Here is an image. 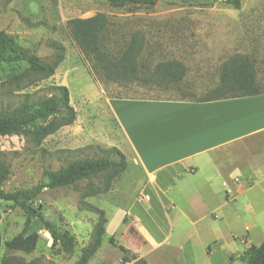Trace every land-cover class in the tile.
<instances>
[{
  "label": "rangeland",
  "instance_id": "obj_1",
  "mask_svg": "<svg viewBox=\"0 0 264 264\" xmlns=\"http://www.w3.org/2000/svg\"><path fill=\"white\" fill-rule=\"evenodd\" d=\"M240 2V8L230 0H158L154 5L115 8L102 0H0V30L45 61L54 59L53 41L65 48L55 73L36 82L13 81L15 74L26 70L25 63L2 64L0 107L15 106L27 93L42 97L50 94L52 85H66L77 113L74 123L49 134L40 144L25 135L0 136V158L11 167L4 189H29L46 181L45 169L57 170L77 158L97 157L101 155L98 147L117 145L121 134L106 102L109 97L198 101L218 95L213 91L222 84V66L236 54L249 57L257 83L264 89V0ZM94 12L109 17L101 46L111 57H120L132 37H140L139 80L114 81L99 75L95 79L91 74V63L73 41L67 24L72 18L91 17ZM169 61L185 65L183 78L178 82L153 81L157 79L153 75L157 65ZM255 147L248 145V149ZM127 161L128 168L112 180L107 192L90 194L92 187L102 186L106 179L105 174H99L79 181L76 187H46L36 197L34 204L42 207L46 218L75 235L72 253L64 252L59 244L52 246L51 234L43 228L37 230L40 238L32 253L9 250L6 241L22 231L26 216L13 202L0 199V263L4 255H17L39 259L41 264H73L92 240L99 218L87 203L103 208L108 218L102 245L88 264H137L141 259L148 264H210L208 256L216 250L223 252L227 264L230 256L234 257L233 264H247L245 250L252 242L264 240L263 158L240 155L230 163L240 174L251 167L258 177L250 190L254 174L235 177L240 190L228 193L230 203L223 191L233 192L235 188L225 187L222 181L207 185L198 175L180 192L171 193L178 207L164 210L171 218L173 234L157 244L129 214L130 199L138 190L139 196L143 195L136 182L137 177H143L130 169L129 157ZM144 223L156 234L150 222ZM120 245L129 250V263L122 262Z\"/></svg>",
  "mask_w": 264,
  "mask_h": 264
},
{
  "label": "trees",
  "instance_id": "obj_2",
  "mask_svg": "<svg viewBox=\"0 0 264 264\" xmlns=\"http://www.w3.org/2000/svg\"><path fill=\"white\" fill-rule=\"evenodd\" d=\"M115 8L139 7L142 5H154L158 0H107ZM236 7H241L240 0H230ZM109 17L102 12L94 16L81 18L75 17L68 21V30L81 53L91 63L90 72L98 79L106 78L114 81L139 80L138 57L142 49V41L135 35L126 46L120 57H111L102 49L101 40L106 27L109 26ZM56 50L54 59L43 60L29 48L22 46L18 40L5 30H0V66L4 63H25L27 68L13 76V81L30 80L36 82L46 79L55 73V70L63 60L64 46L53 41L51 43ZM186 72L182 62H161L155 69L153 81L169 80L178 82ZM149 80H147L148 82ZM221 86L212 95L199 101L242 97L257 95L264 92L256 79V71L253 62L248 56L236 54L226 60L221 71ZM49 95L33 97L25 94L23 99L15 106L0 107V136L25 135L34 143L40 144L49 134H52L65 125H70L76 120V110L70 104V92L66 85H52ZM38 123H41L38 125ZM101 155L85 158H77L67 165H62L57 170L45 169L46 181L33 187L7 191L4 184L11 174L10 164L0 158V199L11 201L14 205L23 209L26 219L25 225L12 239L6 241V247L11 251L32 253L39 241L38 229L48 230L52 237V246L60 245L66 253H72L76 245V237L67 229L53 223L45 217L42 207L36 206L34 201L41 191L46 188H59L74 186L83 179H90L99 174H105L106 179L102 186L92 187L90 194L96 195L107 192L112 187V180L122 174L128 168L125 153L117 146L107 148L98 147ZM87 206L99 216L93 230V238L82 249V253L73 264H88L102 245L106 232L108 218L106 211L96 205L87 203ZM35 224V225H34ZM1 241V235H0ZM111 241H114L111 237ZM124 252L123 263H129L131 257L129 250L120 245ZM247 264H264V240L260 244L251 243L244 252ZM234 257H229V263L233 264ZM148 264L139 260L137 264ZM0 264H41L39 259L26 260L17 255H4Z\"/></svg>",
  "mask_w": 264,
  "mask_h": 264
},
{
  "label": "crops",
  "instance_id": "obj_3",
  "mask_svg": "<svg viewBox=\"0 0 264 264\" xmlns=\"http://www.w3.org/2000/svg\"><path fill=\"white\" fill-rule=\"evenodd\" d=\"M89 80L96 87L91 77ZM106 102L121 134L115 146L129 157L130 169L143 177L136 180L143 195L139 196L138 190L130 199L129 214L156 244L173 234L164 208L177 209L171 193L180 192L188 180L198 175L207 185L222 181L225 187L235 188L223 191L228 203V193L240 190L235 177L254 174L249 190L256 185L257 173L251 167L240 174L230 163L240 155L264 159V92L210 101L109 97ZM251 144H256L255 149H248ZM240 149L249 152L241 154ZM145 220L156 234L148 231ZM208 258L210 264L215 260L216 264H227L219 250Z\"/></svg>",
  "mask_w": 264,
  "mask_h": 264
},
{
  "label": "bare ground",
  "instance_id": "obj_4",
  "mask_svg": "<svg viewBox=\"0 0 264 264\" xmlns=\"http://www.w3.org/2000/svg\"><path fill=\"white\" fill-rule=\"evenodd\" d=\"M149 224V223H148Z\"/></svg>",
  "mask_w": 264,
  "mask_h": 264
}]
</instances>
